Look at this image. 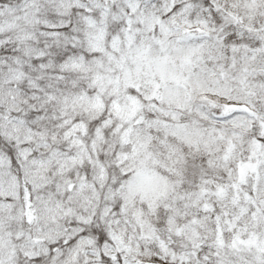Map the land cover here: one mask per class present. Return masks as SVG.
<instances>
[{
    "label": "snow or ice",
    "instance_id": "obj_1",
    "mask_svg": "<svg viewBox=\"0 0 264 264\" xmlns=\"http://www.w3.org/2000/svg\"><path fill=\"white\" fill-rule=\"evenodd\" d=\"M0 264H264V0H0Z\"/></svg>",
    "mask_w": 264,
    "mask_h": 264
}]
</instances>
